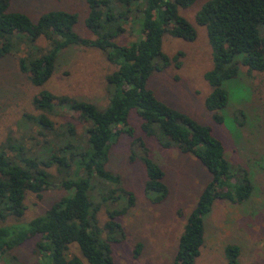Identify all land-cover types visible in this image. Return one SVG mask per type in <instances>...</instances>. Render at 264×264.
<instances>
[{
    "label": "trees",
    "instance_id": "obj_1",
    "mask_svg": "<svg viewBox=\"0 0 264 264\" xmlns=\"http://www.w3.org/2000/svg\"><path fill=\"white\" fill-rule=\"evenodd\" d=\"M196 1L85 0L88 13L84 24L95 36L85 39L74 30L79 21L76 13L47 12L33 22L21 12L9 11L11 0H0V57L14 49L24 50L18 65L33 86L41 87L51 78L59 52L71 46L97 49L117 68L106 77L109 101L103 110L86 101L41 92L34 97L33 106L43 114L26 116L40 139L36 154L22 142L9 138L0 145V262L10 264L11 252L38 237L39 264H84L79 257H68L71 245L78 247L87 264H114L110 246L114 240L110 235L115 228L121 229L115 220L134 205L133 195L123 190L119 176L107 166L111 148L123 134L140 149L139 159L146 170L145 193L154 196V203L163 202L169 194L163 170L150 159L146 145L133 138L128 127L133 110L147 137L163 147L174 144L182 153L195 157L211 176L186 219L172 264L195 263L203 244L204 218L217 199L243 204L253 195L248 174L243 172L241 183L234 184L236 174L225 157L223 143L211 129L158 99L147 86L153 73L170 65V59L162 52L166 34L188 42L195 40V29L179 11ZM130 19L138 38L121 45L116 40L126 31ZM195 20L206 29L212 57V68L204 75L211 88L205 108L220 123L222 117L217 112L228 101L222 85L238 75L234 58L241 55V64L249 71L264 72V38L258 31L264 26V0H209ZM40 38L48 41L46 49L37 45ZM172 60L176 62L177 57ZM58 106L78 113L90 123L84 138H74L70 123L63 125V132L56 131L45 113ZM56 184L66 194L44 214L27 223L2 224L9 218L23 216L27 193L41 199L42 193ZM111 186L114 188L109 189ZM93 192L100 202L94 200ZM118 194L127 198L124 207H117ZM108 202L104 229L109 236L103 240L97 214ZM140 247L136 245L135 256ZM224 254L228 264H238L237 247L226 246Z\"/></svg>",
    "mask_w": 264,
    "mask_h": 264
},
{
    "label": "rangeland",
    "instance_id": "obj_2",
    "mask_svg": "<svg viewBox=\"0 0 264 264\" xmlns=\"http://www.w3.org/2000/svg\"><path fill=\"white\" fill-rule=\"evenodd\" d=\"M208 1L197 0L189 8L179 11V15L195 29L196 38L188 42L166 34L162 52L170 59V65L153 73L147 86L164 103L208 126L223 143L225 157L236 174L234 184L239 185L246 173L254 186L253 195L243 204L223 199L214 202L211 212L204 218L203 244L194 264H228L224 254L226 246L239 249L238 264H264V72L249 71L241 64L243 56H236L233 61L238 67V75L223 83L228 101L226 107L217 112L222 121L214 120L205 108V100L211 92L204 78L212 68L211 49L205 27L195 20ZM9 11L21 12L33 22L47 12L76 13L79 21L74 27L75 32L85 39L95 38L84 24L88 13L85 0H11ZM131 24L132 19L125 25L126 31L117 38V43L129 45L136 41L138 36ZM258 31L264 38V26ZM37 45L46 49L48 41L40 38ZM23 51L14 49L9 55L0 57V145L9 138L15 143L22 142L27 150L31 148L36 154L40 139L26 117L43 114L34 109V97L49 92L58 97L86 101L103 110L109 101L106 77L117 68L97 49L71 46L59 52L51 78L43 86L36 87L19 69L18 60ZM173 57H177L176 62ZM60 107L45 113L56 131L63 132V125L70 123L74 138H84L90 123L78 113ZM141 123L135 110L131 111L128 127L133 131V138L146 145L150 159L163 170L169 194L163 202L154 203V196L145 193L146 170L139 159L140 149L132 143L131 137L123 134L112 146L107 166L110 172L119 176L123 190L133 195L134 205L115 220L121 229L115 228L110 235L114 240L110 244L111 255L114 264H172L186 219L211 176L195 157L182 153L174 144L163 147L154 138L147 137L141 130ZM52 173L57 175L55 169ZM65 194L57 184L45 190L41 199L27 193L23 216L9 218L2 224L27 223L44 214ZM93 195L94 200L100 202L96 192ZM117 197V207H124L127 198L120 194ZM106 205L102 204L97 214L103 240L109 236L104 229L108 220L105 209L110 207L109 202ZM38 241V237L32 238L11 252L9 263L39 264ZM137 244L141 250L135 256ZM72 256L87 264L76 245H71L68 251V257ZM0 264L8 263L2 261Z\"/></svg>",
    "mask_w": 264,
    "mask_h": 264
}]
</instances>
